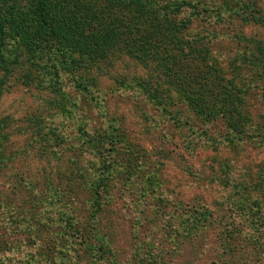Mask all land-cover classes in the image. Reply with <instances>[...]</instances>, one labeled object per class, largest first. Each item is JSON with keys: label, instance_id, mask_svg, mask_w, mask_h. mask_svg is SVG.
Masks as SVG:
<instances>
[{"label": "rangeland", "instance_id": "1", "mask_svg": "<svg viewBox=\"0 0 264 264\" xmlns=\"http://www.w3.org/2000/svg\"><path fill=\"white\" fill-rule=\"evenodd\" d=\"M156 1L240 90L245 136L132 54L8 37L0 264H264V0Z\"/></svg>", "mask_w": 264, "mask_h": 264}, {"label": "trees", "instance_id": "2", "mask_svg": "<svg viewBox=\"0 0 264 264\" xmlns=\"http://www.w3.org/2000/svg\"><path fill=\"white\" fill-rule=\"evenodd\" d=\"M157 6L156 0H0V62L8 37L25 48H51L92 63L132 54L183 90L200 116L221 118L245 136L248 116L240 90L224 82ZM3 130L0 125V168Z\"/></svg>", "mask_w": 264, "mask_h": 264}]
</instances>
